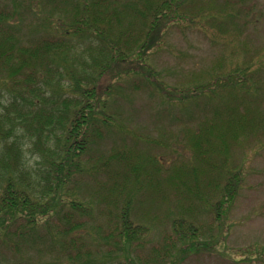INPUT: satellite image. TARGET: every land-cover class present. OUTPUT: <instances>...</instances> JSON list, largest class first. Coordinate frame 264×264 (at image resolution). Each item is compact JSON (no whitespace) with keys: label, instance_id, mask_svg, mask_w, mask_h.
<instances>
[{"label":"trees","instance_id":"trees-1","mask_svg":"<svg viewBox=\"0 0 264 264\" xmlns=\"http://www.w3.org/2000/svg\"><path fill=\"white\" fill-rule=\"evenodd\" d=\"M33 1L26 7L35 15L32 29L44 34L28 40L15 11L0 7V246L17 252L22 243L37 244L44 235L39 231L46 227L50 233L58 215L57 232L49 237L59 258L48 264H102L90 238L109 245L108 257L124 264L147 241V226L133 216L143 186L154 199L170 200L173 194L189 202L171 220L173 236L165 234L152 249V261L143 264H180L202 238L219 242L247 177L237 155L264 137V58H242L239 36L231 32L230 9L239 2L224 0L217 7L215 0ZM184 25L198 27L229 50L177 96L182 104H205L202 119L186 128L191 157L167 170L160 156L126 146L109 161L99 160L97 170L111 161L116 169L107 170L117 179L110 192L116 213L110 212L109 232L99 225L87 234L82 230L91 202L81 196L66 200L65 191L90 168L92 147L113 123L104 94L123 74H143L152 90L165 87L151 62V46H160L171 27ZM120 65H127L125 72ZM28 153H37L35 165ZM62 202L71 210L62 212ZM204 214L211 220L200 222ZM17 223L29 234L10 231ZM9 233L20 235L21 244L6 238Z\"/></svg>","mask_w":264,"mask_h":264},{"label":"rangeland","instance_id":"rangeland-1","mask_svg":"<svg viewBox=\"0 0 264 264\" xmlns=\"http://www.w3.org/2000/svg\"><path fill=\"white\" fill-rule=\"evenodd\" d=\"M234 2L239 3L236 4V9H230L235 13L231 19L235 27L232 26L231 32L239 36L237 44L241 45L242 58L247 62L261 54L264 58V0ZM33 3L36 4L33 0H0V7L15 11L16 20L27 40L44 34L38 31L35 33L32 29L36 23L35 15L26 7ZM224 3V0H215L217 7L223 6ZM231 25L232 23L229 26ZM155 44L151 46V62L162 73L165 87L157 85L155 90L148 88V81L143 79L141 73L123 74L121 79L112 81L114 84L111 87L112 92L104 95L108 99L107 111L113 123L104 127L102 136L92 147L88 162L90 165L87 164L90 168L86 169L82 177L70 183L65 191L66 200L81 196L87 202H91L90 214L86 218L87 225L82 230L87 234L90 230L92 233L96 231L99 225L109 232L112 217L110 212L116 213L115 206L110 201V192L117 179H111L107 172L116 169L111 161L110 167L104 166L97 170L99 160L109 161L113 151L128 146L147 156H160L163 168L167 170L187 162L191 154L185 143L186 128L191 126L192 122L202 119L205 104L203 102L182 104L178 102L177 96L183 95V91L195 85L196 74L210 70L229 52L223 42L214 41L193 25L173 26L163 38L162 44L158 47H156L158 44ZM146 58L148 60V56ZM126 66L120 65V73L126 71L124 70ZM140 81L144 82L141 86L135 87ZM261 139V143L254 141L237 155L238 162L244 164L247 177L229 215L223 237L214 243L211 241L213 238H202L199 249L187 252L181 250L185 252V257L180 264H264V260L258 259L264 254V137ZM245 153L247 156H244ZM28 155L31 165H35L38 161L37 153ZM143 187H140L134 198L133 216L138 223L147 226L148 231L144 235L147 241L142 247L131 252V260L122 259L124 264H143L146 258L151 262L153 247L163 242L165 234L173 236L171 220L189 204L184 198L173 194L170 200L154 199L148 194V187ZM70 210V206L62 202L61 211ZM211 217L204 214L200 222L205 223L211 220ZM54 218L50 233L46 227L39 231V234L44 235L36 238L37 244L32 241L21 244L20 235L16 236L13 233L5 236L13 238L21 246L17 252L0 246V264H48L59 258L58 248L51 247L52 239L49 237V234L57 232L56 228L60 223L58 215ZM17 228L18 232L29 234L19 223L13 225L10 231ZM45 239L46 242L43 241ZM89 240L99 256V263L119 262L120 259L115 256L108 257L109 245H104L98 239ZM204 242L207 243L206 246ZM178 252L177 249L175 253Z\"/></svg>","mask_w":264,"mask_h":264}]
</instances>
